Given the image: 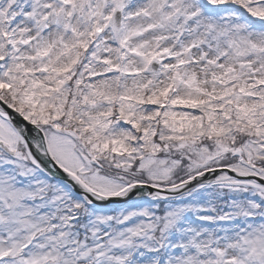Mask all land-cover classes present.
<instances>
[{"label":"snow or ice","instance_id":"1","mask_svg":"<svg viewBox=\"0 0 264 264\" xmlns=\"http://www.w3.org/2000/svg\"><path fill=\"white\" fill-rule=\"evenodd\" d=\"M0 264H264V0H0Z\"/></svg>","mask_w":264,"mask_h":264}]
</instances>
